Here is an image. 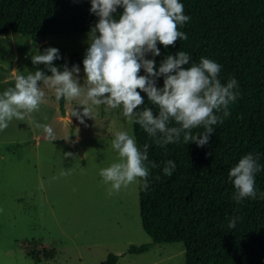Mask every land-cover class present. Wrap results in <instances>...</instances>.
Listing matches in <instances>:
<instances>
[{"label": "trees", "instance_id": "trees-1", "mask_svg": "<svg viewBox=\"0 0 264 264\" xmlns=\"http://www.w3.org/2000/svg\"><path fill=\"white\" fill-rule=\"evenodd\" d=\"M181 3L190 19L178 28L187 39H178L167 48L158 42L161 54L147 53L146 58L155 60L156 71L169 54L178 51L190 55V65L198 64L201 57L210 58L221 65L218 78L222 84L232 78L237 81V98L229 104L227 117L222 110L215 113L222 123L212 126L214 131L204 146L186 144L183 136L177 143L161 146L133 123L137 146L143 151L148 144L149 161L158 165L149 168L147 190L139 179L143 227L153 242L183 241L186 264H264V0ZM90 9L91 0H0V34L18 32L38 38L88 31L99 19ZM122 12L123 8L118 7L114 18ZM85 55L74 52L54 60L53 65L61 71L65 65L69 69L74 65L84 68ZM40 70L51 75L46 65ZM139 74L147 75L143 68ZM155 79L157 87H163L164 76ZM13 86L12 77L3 91ZM141 95L145 103L136 111L151 107L158 115L147 94L141 91ZM65 102L62 97L63 111ZM170 126L177 125L172 121ZM204 131L200 126L192 134ZM249 153L258 157L261 166L255 174L257 196L238 203L233 198L236 189L229 171ZM167 160L176 165L171 176L163 171ZM232 220L236 221L235 227L229 226ZM150 245L132 244L130 251L143 252ZM118 260L119 254L112 252L101 264H117Z\"/></svg>", "mask_w": 264, "mask_h": 264}, {"label": "rangeland", "instance_id": "rangeland-1", "mask_svg": "<svg viewBox=\"0 0 264 264\" xmlns=\"http://www.w3.org/2000/svg\"><path fill=\"white\" fill-rule=\"evenodd\" d=\"M91 35V30L38 38L0 34V93L14 74L44 66L34 65L32 55L43 54L45 45L59 49L60 58L84 54ZM78 78L83 87L84 68ZM40 87L46 102L39 111L24 121L13 118L0 131V264H101L112 252L119 254L117 264H186L183 241L153 242L144 229L139 178L109 196L99 175L118 159L111 147L116 131L136 141L122 109L92 106L94 117L81 123L72 115L74 110L82 115L80 100H66L63 111L54 90L43 82ZM37 123L49 124L56 139ZM145 243H151L148 250L130 251L132 244Z\"/></svg>", "mask_w": 264, "mask_h": 264}, {"label": "clouds", "instance_id": "clouds-1", "mask_svg": "<svg viewBox=\"0 0 264 264\" xmlns=\"http://www.w3.org/2000/svg\"><path fill=\"white\" fill-rule=\"evenodd\" d=\"M123 12L114 18L117 8ZM90 11L99 19L91 29L90 47L83 60L85 82L83 87L78 75L80 68L64 66L63 71L53 65L60 58L59 49L49 47L43 54L32 55L34 65L44 64L51 75L43 70L16 74L14 86L0 93V131L8 127L15 118L24 121L29 114L39 111L45 103V92L40 83L53 89L60 100H80L82 115L74 110L72 115L80 118L94 117L92 106L107 105L109 109H122V115L129 124H139L147 134L161 146L183 142H196L204 146L213 133V125L222 120L216 112L229 115V104L237 98L234 91L238 87L232 78L222 84L218 78L221 65L214 60L201 57L199 63H191L190 55L178 51L169 54L156 71L155 60L147 59L146 54L159 56V42L165 48L174 45L187 35L178 26L185 24L190 17L184 14L181 0H91ZM98 33V34H97ZM184 65H190L185 68ZM143 68L147 75H140ZM164 76L163 87H157L156 77ZM139 89V91H138ZM141 91L147 94L149 102L158 109L147 107L136 111L145 103ZM46 119V118H45ZM172 121L177 126H170ZM203 126L205 131L196 135L192 130ZM47 137L56 139L49 124H36ZM111 147L118 153L117 161L101 168L99 175L109 185L108 195L119 192L139 178L142 187H149V168L158 165L149 161V145L143 151L137 146L135 138L127 131H116ZM72 153H65V157ZM175 162L166 161L163 171L171 176ZM261 170L258 157L252 153L244 155L229 171V179L236 189L234 199L241 200L257 196L255 174ZM264 197V193H261ZM235 220L230 227H235Z\"/></svg>", "mask_w": 264, "mask_h": 264}, {"label": "crops", "instance_id": "crops-1", "mask_svg": "<svg viewBox=\"0 0 264 264\" xmlns=\"http://www.w3.org/2000/svg\"><path fill=\"white\" fill-rule=\"evenodd\" d=\"M14 75H16V74H14ZM14 75H13V76H14Z\"/></svg>", "mask_w": 264, "mask_h": 264}]
</instances>
